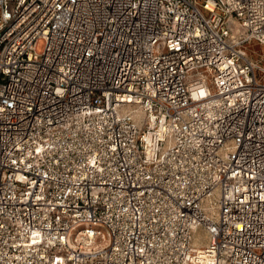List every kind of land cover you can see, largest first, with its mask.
Returning <instances> with one entry per match:
<instances>
[{
  "label": "built area",
  "instance_id": "built-area-1",
  "mask_svg": "<svg viewBox=\"0 0 264 264\" xmlns=\"http://www.w3.org/2000/svg\"><path fill=\"white\" fill-rule=\"evenodd\" d=\"M0 264H264V0H0Z\"/></svg>",
  "mask_w": 264,
  "mask_h": 264
},
{
  "label": "rangeland",
  "instance_id": "rangeland-1",
  "mask_svg": "<svg viewBox=\"0 0 264 264\" xmlns=\"http://www.w3.org/2000/svg\"><path fill=\"white\" fill-rule=\"evenodd\" d=\"M44 45H45L44 42H40V43H39V45H38V51H39V52H42V51H43V49H44ZM196 237H197V239H198L199 241H202L203 239L205 240V237H206L205 232H203L202 230H199V231L197 232V234H196Z\"/></svg>",
  "mask_w": 264,
  "mask_h": 264
},
{
  "label": "bare ground",
  "instance_id": "bare-ground-1",
  "mask_svg": "<svg viewBox=\"0 0 264 264\" xmlns=\"http://www.w3.org/2000/svg\"><path fill=\"white\" fill-rule=\"evenodd\" d=\"M90 238H92V236Z\"/></svg>",
  "mask_w": 264,
  "mask_h": 264
}]
</instances>
